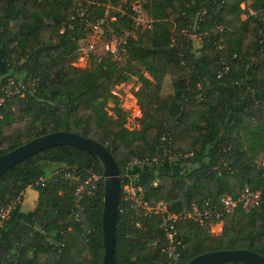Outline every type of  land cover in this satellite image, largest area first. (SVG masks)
I'll use <instances>...</instances> for the list:
<instances>
[{
	"label": "trees",
	"instance_id": "16d2710c",
	"mask_svg": "<svg viewBox=\"0 0 264 264\" xmlns=\"http://www.w3.org/2000/svg\"><path fill=\"white\" fill-rule=\"evenodd\" d=\"M246 1L145 0L143 8L151 22L128 42L125 52L129 60L144 66L154 83L145 98L138 99L139 128L130 132L120 116L103 110L106 100L117 102L110 85L127 79L119 73L117 61L108 55L93 68L72 65L78 47L68 32L58 28L73 12V0H0V85L9 78L18 81L28 75L37 81L32 93L19 90L0 106V155L46 133L73 132L99 142L113 155L120 171V197L126 164L144 161L147 177L134 178V184L148 203L166 201L174 211L204 199L215 202L223 194L235 196L247 183L260 190L259 206L226 216L219 234H210L207 226L198 228L189 220L178 222L184 244L178 264L221 249H248L264 256V184L260 175L264 54L256 55L255 64L247 60L250 50L261 45L259 32L264 31V22L260 17L241 20L239 4ZM220 2L221 8L215 11ZM199 9L207 10L198 21L199 30L207 35L194 50L182 29ZM103 10L96 7V16ZM219 38L223 49L215 47ZM221 58L228 59L229 71L218 77ZM131 72L147 83L142 74ZM163 134L170 137L172 152L187 156L156 162ZM55 164L81 171L91 168L102 174L95 156L66 145L46 148L4 171L0 203L16 196L20 202L1 223L0 231L14 227L27 187L37 192V200L29 213L30 224L16 231L12 247L0 245V264H102V179L98 190L81 201L83 209L76 220L69 216L73 188L66 180L35 185ZM174 164L190 168L168 172ZM156 166L159 171L152 174ZM136 219L140 227L135 225ZM157 222L156 218H136L120 198L115 232L118 264L160 263L163 256L154 243L159 234Z\"/></svg>",
	"mask_w": 264,
	"mask_h": 264
},
{
	"label": "built area",
	"instance_id": "2783aa9c",
	"mask_svg": "<svg viewBox=\"0 0 264 264\" xmlns=\"http://www.w3.org/2000/svg\"><path fill=\"white\" fill-rule=\"evenodd\" d=\"M116 5L106 3V5ZM121 5L112 15L111 20L101 16H96V7H104L105 3L95 0H82V5H77L71 14H68L59 24V32H68L71 39L75 41L79 53L93 54L92 41L90 45L84 49L81 44L84 42V36L88 31H93L96 39L100 41V49L109 56H116L121 50L125 51V47L131 39H136L138 34H133L136 29H142L149 26L151 20L148 19L146 13L136 5L127 1L119 3ZM241 8V20L246 21L252 18H261L264 22V0H247L246 3L239 4ZM221 8V2L216 3L214 10ZM105 11V9L103 10ZM207 13L206 9H199L191 18L189 26L184 27L182 32L190 38L189 33L197 35L200 45L203 36L207 32L199 30L198 21ZM220 30L222 27H217ZM119 34L118 36L115 35ZM261 45L256 51L250 50L247 60L250 64L257 61L256 55L264 54V31L259 32ZM199 45V46H200ZM217 49H223V39L219 38L215 42ZM238 57V56H237ZM232 58H236L233 55ZM229 61L226 58L220 59V67L217 69V76L222 77L229 71ZM12 87L10 88L8 87ZM8 87V88H7ZM37 87L36 79H31L30 75L16 81L9 78L7 82L0 85V106L4 105L6 97L12 96L19 90L29 89L32 93ZM17 89V91H16ZM162 152L154 160L156 162L163 161L164 158L172 159L176 157H186L181 153L172 152L170 150V137L168 135L161 136ZM136 165H144V161L132 160ZM82 172V173H81ZM260 175L264 184V157L261 161ZM58 179L66 180L68 185L73 188V206L70 209L69 216L79 220V211L83 209L81 201L84 197L91 195L99 188V182L103 179L102 174L95 172L93 169H85L83 171L76 167L66 165L54 167L47 176H40L35 185H46L49 182H56ZM134 179L127 174H123V190L120 197L126 202L128 208L135 214L136 218L144 217L147 219L156 218L158 223L159 234L156 236L154 243L160 247L163 259L159 264H178L181 253L184 250L183 241L179 235L177 224L179 221H192L198 228L211 227V225L220 224L222 227L223 220L226 216L232 215L237 211L247 213L259 206L261 202V193L259 189L251 188L247 183H243L237 195L223 194L215 202L208 199L202 200L200 203H191L188 207L184 206L179 211L170 208L166 201H157L153 204L148 203ZM20 198L12 199L0 203V224L8 220L12 213L16 210ZM135 225L140 227V221L135 220ZM220 227V228H221Z\"/></svg>",
	"mask_w": 264,
	"mask_h": 264
},
{
	"label": "water",
	"instance_id": "95a60500",
	"mask_svg": "<svg viewBox=\"0 0 264 264\" xmlns=\"http://www.w3.org/2000/svg\"><path fill=\"white\" fill-rule=\"evenodd\" d=\"M66 145L81 149L97 158L102 167L103 200L101 210L102 264H118L115 258L116 221L121 184L119 166L113 155L99 142L67 131H54L35 137L0 155V175L13 165L46 148ZM264 264V256L248 249H221L192 257L184 264Z\"/></svg>",
	"mask_w": 264,
	"mask_h": 264
},
{
	"label": "rangeland",
	"instance_id": "374dc122",
	"mask_svg": "<svg viewBox=\"0 0 264 264\" xmlns=\"http://www.w3.org/2000/svg\"><path fill=\"white\" fill-rule=\"evenodd\" d=\"M127 1L128 3L139 5L141 9L146 13L147 17L149 20L150 17L147 14L146 10L143 8V4L145 3V0H121V3ZM246 3V2H245ZM74 8L77 7V5H82V0H73ZM121 5H106L104 6L105 11H103V16L108 18L109 20L113 19L112 15H114L117 11V8ZM149 26H146L142 29H136L133 31V34H138L142 30L146 29ZM115 35L118 36L119 34ZM191 45L193 46L194 50L198 49L200 46V40L198 39L197 35L193 33H189ZM92 41H95L93 44V51L94 53L91 54L89 53H82L80 52L78 57L73 60L72 65L77 67V68H93L99 61L101 60L102 57L108 56L105 52L101 51L100 49V41H98L93 33V31H88L85 36H84V42L81 44V46L86 49L88 45L92 43ZM111 57L112 60H116L117 63V68L119 69V73L121 75L126 76L127 79L121 80V81H114L110 87L109 90L110 92L117 97V102H112L111 100H106L104 105H103V110L106 111L107 114L109 115H118L120 118L124 121L125 128L128 131H136L139 128L138 125V118L141 116V111L138 108V99L140 98L141 100L145 98L147 93L149 92V89L151 85H153L154 80L152 79L151 76L147 73L145 70L144 66L141 65L139 62L136 61H131L127 58V54L125 51H120L116 56H109ZM131 71L138 72V74H142L143 77L147 80V83L142 81V79L137 75L133 74ZM17 91V89H16ZM143 102V101H140ZM116 109L119 110L116 111ZM256 124L254 125H249L247 127L248 131L253 129ZM255 151H249L250 155H253ZM58 166H63V164H55L54 167ZM147 167L142 166V165H136L133 162H128L126 164V171L125 173L129 174L132 179L137 178V179H142L147 177V173L144 172ZM172 168H169L167 171L170 173H181L183 171H187L190 166L188 165H172ZM159 168L156 166L153 168V173H157ZM165 170V168H164ZM155 183V180L153 181ZM29 194V192H28ZM23 195V194H22ZM18 198V196L15 197V199ZM20 198V196H19ZM22 201V200H21ZM28 211V210H26ZM24 213V212H23ZM26 212L23 214L21 217L25 219ZM1 225V224H0ZM221 225L220 224H215L211 225V227H207L205 229L208 231L210 234L217 235L221 232ZM2 232H0L1 234ZM7 244L11 243L10 245H13L15 241L13 238L10 240H6Z\"/></svg>",
	"mask_w": 264,
	"mask_h": 264
},
{
	"label": "crops",
	"instance_id": "0c3cea01",
	"mask_svg": "<svg viewBox=\"0 0 264 264\" xmlns=\"http://www.w3.org/2000/svg\"><path fill=\"white\" fill-rule=\"evenodd\" d=\"M28 192H29V194H28ZM21 200H22L21 201V208H20L19 214L16 218V222L14 224V227L9 228L8 230L0 231V232H2L0 234V245L7 244L6 240L7 239L10 240L11 238H13L14 234L16 233V231L20 227L27 226L30 224L29 213L33 210V208L36 204L37 192L34 189L27 187L23 192ZM26 210H28V211H26ZM25 212H26V216H25V219H23V217H21V216L23 214H25ZM10 244L11 243H9L7 245H9L11 248L12 245H10Z\"/></svg>",
	"mask_w": 264,
	"mask_h": 264
}]
</instances>
